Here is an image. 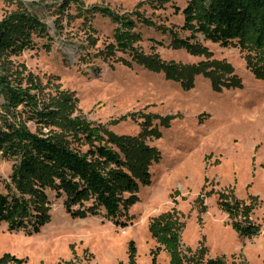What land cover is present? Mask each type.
Here are the masks:
<instances>
[{"label":"rangeland","instance_id":"rangeland-1","mask_svg":"<svg viewBox=\"0 0 264 264\" xmlns=\"http://www.w3.org/2000/svg\"><path fill=\"white\" fill-rule=\"evenodd\" d=\"M81 2L83 10L108 6L123 15L143 14L154 25L137 23V54L104 55L100 52L113 42L116 26L109 17L85 11L84 20L71 3L59 28L61 0H24L46 23L52 45L47 50L42 47L46 40L35 38L34 49L11 59L40 85L43 102L61 90L71 94L75 102L67 119L79 116L104 124L155 151L147 168L149 182L138 184L137 199L117 225L103 209L74 216L49 193V217L38 232L8 231L0 222V256L9 252L25 258V264H151L156 251V264H168L149 222L175 210L183 248L201 250L204 260L223 256L227 264H264V77L254 72L249 54L200 34L194 48L176 44L172 32L188 35L177 10L187 0ZM14 8L0 0V18ZM22 123L32 131L53 132L72 146L76 142L70 128L58 123L43 128ZM12 163L0 157L1 180L8 179ZM222 195L253 205L255 235L239 236L219 206Z\"/></svg>","mask_w":264,"mask_h":264},{"label":"trees","instance_id":"trees-1","mask_svg":"<svg viewBox=\"0 0 264 264\" xmlns=\"http://www.w3.org/2000/svg\"><path fill=\"white\" fill-rule=\"evenodd\" d=\"M15 8L0 18V157L13 160L8 179H0V222L8 231L38 232L49 217L51 200L62 199L64 208L74 216L94 214L103 209L105 215L117 225L126 215L128 206L137 199L138 184L149 182L148 164L155 151L147 148L141 139L116 135L105 125H94L81 117L67 119L66 112L74 106V98L67 91L43 102L40 85L28 79L11 59L25 50L36 47L35 38L46 40L42 47L51 48L52 37L46 23L25 5L24 0H2ZM71 3L79 7L80 16L100 13L116 24L113 42L105 46L104 55L116 51L138 53L135 45L140 38L137 23L154 25L143 14L123 15L108 6L84 8L81 0H61L58 7L61 18ZM185 37L173 34V41L186 48H194L200 34L205 40L233 43L250 56L251 66L257 75L264 77V0H187L180 10ZM67 16L69 14L67 13ZM95 42L93 33L89 34ZM31 121L37 127L58 123L72 131V146L63 137L50 132L32 131L22 123ZM88 205L85 206V204ZM220 208L227 214L239 236L255 235L259 228L252 220L253 205L234 196L222 195ZM181 223L174 211L163 213L149 222V230L157 247L168 255V264H227L224 257L204 260L199 250L192 253L182 247ZM156 251L151 264H156ZM136 247L128 243V257L133 262ZM202 260L204 261L202 263ZM5 252L0 264H25ZM65 264H82L67 261Z\"/></svg>","mask_w":264,"mask_h":264}]
</instances>
